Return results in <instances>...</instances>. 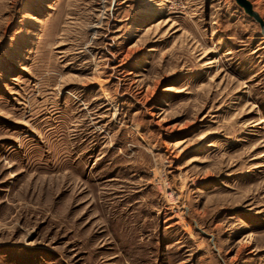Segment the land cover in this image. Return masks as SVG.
I'll return each mask as SVG.
<instances>
[{
    "label": "rangeland",
    "instance_id": "1",
    "mask_svg": "<svg viewBox=\"0 0 264 264\" xmlns=\"http://www.w3.org/2000/svg\"><path fill=\"white\" fill-rule=\"evenodd\" d=\"M0 264H264V35L235 0H0Z\"/></svg>",
    "mask_w": 264,
    "mask_h": 264
},
{
    "label": "water",
    "instance_id": "2",
    "mask_svg": "<svg viewBox=\"0 0 264 264\" xmlns=\"http://www.w3.org/2000/svg\"><path fill=\"white\" fill-rule=\"evenodd\" d=\"M114 2L115 0H111V10L112 7L114 6ZM235 2L244 9V11L246 12L247 15H249L251 18H253V20L255 22H257L260 26L261 32L264 35V22L263 20L259 17V15L253 10L251 4L249 3V1L247 0H235ZM186 213H188V209H185ZM191 222L193 223V225L195 227H197V223L194 220H191ZM197 230L206 235L201 229L197 228ZM208 237H210V239H212V236L207 235Z\"/></svg>",
    "mask_w": 264,
    "mask_h": 264
}]
</instances>
